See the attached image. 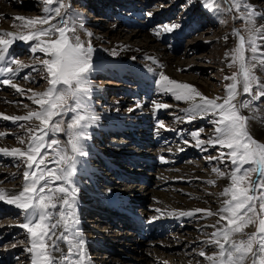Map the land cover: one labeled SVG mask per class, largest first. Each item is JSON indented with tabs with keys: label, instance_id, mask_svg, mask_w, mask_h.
<instances>
[{
	"label": "rangeland",
	"instance_id": "obj_1",
	"mask_svg": "<svg viewBox=\"0 0 264 264\" xmlns=\"http://www.w3.org/2000/svg\"><path fill=\"white\" fill-rule=\"evenodd\" d=\"M60 3L63 7L60 8V15L57 16L53 11L58 7V4L55 2L52 5H47L44 3V0H0V19L5 24H8L6 28L0 27V32H11L17 35L23 33L27 35L41 28H47L49 24L62 25L68 29L76 25L77 27L74 33L69 31L66 34L73 40L74 37H79V40L85 46L90 42L94 48L91 58L92 70L89 74L91 94L88 107L91 113L99 114L101 118H104L105 114H108L106 112H114L116 109L121 113L132 110L130 114H127V117H130V119L136 118L135 116L137 114L134 115V113L139 112L137 105L135 108L133 106L137 103L135 100L137 96H134L128 88L134 85H136V89L140 87L137 86L138 84H135L136 80L131 75V72L121 74L122 77L117 76L119 72L123 71H137L144 74L152 84H157L161 72L171 79L189 85L190 83L186 81L187 77H193L199 83L198 85H192L204 96L207 95H205L202 88L206 86L213 92L209 91L213 95L207 97L222 98L226 96V86L231 81L226 80L225 77H230L239 72L238 63L233 62L235 51L239 47L237 31L239 35L245 38V57L247 60L251 55L250 51H248V39L251 35L249 32V21L254 24V18L264 16V0H60ZM45 8L49 9V13L47 14L49 24L37 23L33 27L26 26L24 21L13 19L14 17L42 19L45 16ZM254 9H258L262 15L257 16ZM249 12H251L250 17L248 15ZM122 14H127V16ZM134 18L138 21L134 22ZM108 25H116L117 30H121L122 33H119V35L106 34L105 30ZM164 25H178L179 27L174 31L165 32ZM139 31L154 39V43L160 47L161 55L158 52L159 56H167L174 59L178 57L182 63L181 66H175L170 71V65L165 58L161 57L159 60L150 59L151 57H148L151 56L150 52L147 56L138 54H132L134 58H132V55L128 56L129 61L135 60L131 61L133 62V66L127 62L121 70H118L120 66L115 64L112 57L114 54L108 49L111 48L113 42H129L142 46L143 40L140 37L135 38V42H130L131 39L129 38V36H133L139 33ZM88 33L92 35L89 36ZM56 38L54 35H46L43 37L46 42L55 40ZM255 38L258 50L264 52V34L258 36L256 33ZM4 39L11 38L5 36ZM34 43V41L26 42L16 39L8 48L7 54L9 56L7 55L6 62L0 63V66L3 68L7 66L6 63H9L12 58H16L20 61V65H27V67H21L20 65L13 64V72L18 73V75L11 76V84H0V113H9V115L13 116L16 114H19L18 116H27L29 112L40 110V106L34 103L31 97L36 93L47 91L49 87L48 76L46 70L33 71L32 66L39 65L41 60L50 57L40 52L35 54L30 53V47ZM154 61L158 65H153ZM179 69H186V71H180ZM253 74L259 84L264 85V65H261L259 61L256 62L253 68ZM26 75L29 77L28 79H24ZM124 77H128V79L126 80ZM0 78L4 79L5 75H0ZM108 81L112 82L109 83ZM14 83H19L20 85ZM13 84L16 85L15 88L12 87ZM21 88L23 89L22 95L18 91ZM252 91L254 94L252 97L244 95L241 85L238 88V95L234 103L239 101L249 104L247 109L242 110L244 115L250 116L247 122L248 130L257 142L264 143V132L260 135L256 134L257 136L254 134L255 126L259 125V119L251 115L257 114L258 112L264 113V96H261L259 100L255 99V94L257 93L255 83ZM133 93L136 94L135 91ZM139 96L143 99L149 98V103L144 105L145 102H143L144 104H139V107L142 108L144 106L149 111L154 112L157 115V123L145 128L144 125L139 127L140 123L127 121V125H135V128L123 126L121 130H113L110 133L98 129V133L102 134L103 139L97 138L98 140L96 141V138L93 139L96 147L104 150V153L108 152V148H112L108 155L111 157V161L115 163V170H117L119 175H113L107 185L115 188L119 185L120 187H118L121 189H124L126 186L135 187L136 189L141 188V191H145L147 188L153 186L154 180H158L156 183L157 186L154 187L156 188L155 191L167 192L172 188L175 191L174 193L182 195L181 197H184V199L186 198L185 202L187 204H200L201 207H198L202 210L217 208L213 210L219 211L222 207L223 200L227 198L221 194L218 197V194L230 186V174L234 167L230 162V158L227 156L229 150L227 148H221L219 145L214 147L208 146L207 143L203 146L207 150H202L201 147L196 146L195 138L189 135L197 129H202L203 131L200 133L199 139L207 142L212 138L215 134L216 125L210 122L212 119L211 115L207 118L197 117L195 120L189 122L186 110L190 106L183 104L184 101H176L170 94H164L159 86H157L154 94L151 93L150 97L143 92H140ZM141 98L140 100H143ZM66 101L68 105L73 103L71 97H66ZM155 103H167L170 107L168 109L156 110L154 107ZM186 107L187 109L184 110ZM4 117H8V115L0 118V145L4 144L9 146L14 144L19 147H27V144L30 142L28 129H35L40 124L39 120L33 118L28 121L14 122V120H8ZM72 118V111H67L62 117H54L52 123L59 120V126L62 130L55 134L49 133L45 137L46 141L55 139L58 141L59 147L70 149V145L68 144V126ZM158 121L163 122V127H158ZM185 121L190 124L188 128H183L185 127ZM172 128H177L176 132H172ZM136 132L144 135L148 144L140 148L135 147L131 151L132 148L128 149L127 147L130 143H124L122 140L129 139V141H134L137 136ZM165 133L170 134V142H162L166 137L162 138L160 135H164ZM179 133L182 134L181 137ZM99 137L102 138L101 136ZM156 138L157 141L154 140ZM21 140H23V143L20 142ZM185 141H188V143H185ZM131 144L134 143L131 142ZM137 148L145 156H137L135 153ZM2 149H9V147H3ZM181 149L183 150L181 151ZM181 152L183 153L181 154ZM134 153L137 157L133 161L127 160L128 158L122 159L123 157H121L122 154L131 157ZM158 153L163 157L171 158L168 162L176 160L175 162L177 163L175 166L173 163H170L172 164L171 166L166 165L161 162V156L159 155L160 158H157L152 167L145 157L149 154L157 156L156 154ZM221 153H224V160L222 162L217 159L210 160L211 157H219ZM68 154L71 155L70 150ZM51 157L52 154L50 153L47 159H51ZM89 162H92V160ZM185 164H191L190 166L193 165L192 167L197 169L202 168L203 171L201 173L203 175L200 176L204 178L191 177L188 179L185 176L186 174L179 170V168H176L177 170L174 168L177 166L182 167ZM94 165L98 169H102H97L101 177L103 173H108L107 169L105 170V168H108L105 162L94 163ZM249 167L250 165L248 164L243 165L244 169ZM213 168L220 169L225 173V176L220 177L217 173L213 172ZM159 169L162 172L165 170L166 173H170L171 175L177 173L182 177L170 179L166 184L154 174ZM25 170L26 166L23 163L18 162L17 159L11 156L0 153V188L8 191L10 194L21 191L24 185L23 172ZM124 175L132 178L143 176L149 183H131L129 179H123ZM216 175L217 178H215ZM258 175H264V173H258ZM84 176L82 180L93 187V184L87 182L89 178H85ZM256 178V174L252 173L245 181V184H252L255 187L254 181ZM208 180H213L215 183L208 184L206 182ZM12 187L19 189V191H9L14 189ZM185 187L187 191L183 189ZM79 190L83 194L84 190ZM249 194L256 195L253 192ZM91 195L93 196L94 194ZM150 198L151 196L148 199H144L147 200L146 205L138 206L139 210L145 208L143 212L146 218L156 216V214L159 217L172 216V218H168L165 221L164 226L163 224L158 226L156 232L147 238L148 242L157 240L166 242H164L163 246L160 245L162 241H157L153 245V247L157 248L155 254L159 258V264H209L206 256L217 254L218 249L214 244L204 242L210 241L211 234L216 230L209 225V222L215 223L217 218L215 219L214 216L205 217L202 214H195L192 217H179L170 215V213H178L177 210L174 211L171 209L167 211L166 209H164L165 211L161 209L162 213H157L155 211L156 208L150 205ZM81 200L85 202V206L82 205L83 207L81 206L82 208L80 207L78 212L85 220L82 222L84 235L90 239L86 250L87 256L97 264H106L103 260L109 256H121L117 264H138L134 258L138 253H141L138 245L139 241L141 242L142 240L134 238L138 242L136 243L137 245H132V243H135H130V240L127 239V237H131L132 232L128 225H124L121 218L124 217V214L117 212L119 217L115 219V212H113L112 207L104 205L103 199L98 196L93 198L89 196L84 197L83 195ZM177 203L178 201L174 200L171 206L173 208L175 205L179 206V203ZM180 206H183V204H180ZM8 207L13 209V212L9 211L7 209ZM89 207H91V210H89ZM257 207L259 208V201H257ZM81 209L83 210L82 213H80ZM92 209L95 211H92ZM0 211H2L0 213V264H31L30 254L27 251L30 247V237L26 230L20 227V225L25 223V214L22 210L3 201L0 203ZM212 218L214 219L212 220ZM116 221L122 223L123 226L119 227L116 225ZM204 229L205 231H203ZM257 231L258 223H250L243 228L242 232L234 234L232 240L236 242L247 240L250 234L256 233ZM118 233L120 234L118 238L123 237V239L120 241L117 239V243L119 242L120 244L113 245L107 237L114 238ZM102 234L105 236H102ZM143 239L146 240L145 238ZM147 241L144 247L146 244L150 245ZM60 247L64 251H68L67 245L62 241L60 242ZM161 247L164 249L163 251L160 250ZM73 250L75 249L73 248ZM201 251L206 252L205 257L199 255ZM140 262L139 264L142 263ZM246 264H252L251 257L246 261Z\"/></svg>",
	"mask_w": 264,
	"mask_h": 264
},
{
	"label": "snow or ice",
	"instance_id": "obj_2",
	"mask_svg": "<svg viewBox=\"0 0 264 264\" xmlns=\"http://www.w3.org/2000/svg\"><path fill=\"white\" fill-rule=\"evenodd\" d=\"M57 3L58 7L53 11L60 15V8L63 5L60 0H44L47 5ZM44 18L28 19L25 17H14V20L24 21L26 26L49 24V9H44ZM147 15V14H146ZM249 17L251 12L248 13ZM66 24V23H65ZM248 51L251 55L245 57V38L239 35V47L235 51L234 63H238L239 72L230 77L226 86L227 95L224 97L209 98L199 92L193 85L180 83L169 78L161 72L157 81L159 88L164 94H170L176 101H184L190 104L186 110L189 122L197 117L207 118L211 115V123L216 125L215 134L207 142L199 139L202 129L191 132L195 138L196 146L202 150L205 143L208 146L219 145L227 148V156L234 166L230 174V186L221 193L227 197L222 202L218 212L211 210L194 209L170 213L179 217H192L195 214H202L205 217L218 216L216 224L212 225L216 230L211 234L212 239L204 243L214 244L218 252L215 256H206L205 252H199L202 257L206 256L209 264H246L251 257L252 264H264V143L257 140L250 134L247 122L250 116L243 114L242 110L247 109L249 104L236 101L238 88L242 85V93L252 97L253 85L256 84L257 93L255 99L259 100L264 96V85H260L253 74V68L259 61L264 65V52L258 50L256 42V26L249 21ZM76 25L68 29L62 25H51L41 28L30 34H15L11 32H0V63L6 62V55L9 46L16 40L34 41L30 47V53L37 52L47 55L48 59L34 65L33 71H45L48 76L49 87L46 92L36 93L31 99L40 106L39 111L29 112L27 116L4 117L14 121H28L33 118L40 121L35 128H29L30 142L26 149L13 148L0 149V153L17 159L26 166L23 172L24 185L18 193L10 194L0 188V201L13 205L25 214V223L20 225L30 237V247L27 251L30 254L31 264H85L86 241L82 234L75 231L79 224L78 214V185L76 175L80 161L88 155L83 141L90 138L87 129L95 121L94 115L90 112L88 101L90 100L91 84L89 74L92 70L93 46L89 42L87 46L79 40V37L70 38L66 33L75 32ZM178 25H164L165 32L174 31ZM46 35H54L55 40L45 41ZM91 36V33H88ZM5 36L11 39H4ZM7 66L0 68V84H11L9 76L18 75L13 72L12 65H20V61L12 58ZM27 67V65H20ZM232 66V65H229ZM186 71V69H179ZM26 75L24 79H28ZM59 86V87H58ZM16 87V85H12ZM23 94V89H18ZM31 91V90H29ZM66 97H71L73 103L67 104ZM25 107H27L25 105ZM167 103H155V109H168ZM67 111L73 112V118L68 128V144L70 149L59 147L58 141L52 139L46 141L49 133H59L60 121L52 123L53 118L63 116ZM22 126V125H21ZM158 127H163V122L158 121ZM23 143V140L20 141ZM188 143V141H185ZM43 150V151H42ZM69 150L71 155H69ZM183 149H181L182 151ZM52 154L51 159H47ZM219 161L224 160V153L219 157H211ZM47 161V162H46ZM250 165L244 169L243 165ZM213 172L220 177L225 173L218 168ZM255 173V187L252 184H245L249 176ZM208 184L215 181L208 180ZM253 192L256 195H250ZM259 201V208L257 207ZM157 213L161 209H155ZM158 217H153V220ZM226 221V223H225ZM250 223H258V231L248 236L247 240L236 242L232 236L242 232L243 228ZM60 229V231H57ZM63 241L68 251L60 247ZM227 245V247H226ZM75 249V258L73 257ZM59 254V255H57Z\"/></svg>",
	"mask_w": 264,
	"mask_h": 264
},
{
	"label": "bare ground",
	"instance_id": "obj_3",
	"mask_svg": "<svg viewBox=\"0 0 264 264\" xmlns=\"http://www.w3.org/2000/svg\"><path fill=\"white\" fill-rule=\"evenodd\" d=\"M254 12H255V14H257V16L258 15H262L261 12L258 9H254ZM122 15H126L127 16V14H122ZM259 17L260 18H258V17L254 18V25L256 26V29H257V32L256 33L258 34V36L261 35V34L262 35L264 34V16L263 17L262 16H259ZM133 20H134V22H137L138 21L136 18H134ZM128 22L130 23V21H128ZM7 25L8 24H5L0 19V27L6 28ZM104 30H105V28H104ZM105 33L108 34V35L109 34L119 35V33H122V31L121 30L120 31L117 30L116 25H110V26L108 25V26H106ZM137 37H140V39L143 40V45L142 46H138V45H135V44L129 43V42H126V43L113 42L111 48L108 49V50H110L114 54V56H112V57H113V60L115 61V64H117L118 66H120V67H118V70H121L122 67L124 66V64L127 63V62H128V64H131L133 66V62H131V61H135V60L129 61L128 56H131L132 54H138V55L147 56V55H149L150 52H151V56H148V57H151L150 59L159 60L161 57L165 58L168 61L169 65H170V71H172V69H174L175 66H178V67L181 66L182 63L178 59V57H177V59L176 58L174 59V58H170V57H167V56H159L158 55L159 53L161 55L160 47L158 46V44L154 43V39L151 38V36H149L147 34L140 33V31H139V33H136L133 36H129V38L131 39L130 42H135V38H137ZM147 42H150V43L147 44ZM150 48H153L154 50L153 49H150ZM263 49H264V47H263ZM148 50H152V51H149L148 52ZM9 52H11V51H9ZM7 55H6V57H7ZM132 56H133L132 58H134V55H132ZM155 61H154V64L153 65L156 66V65H158V63L156 64ZM0 68H2V67L0 66ZM125 72H131V75H133L135 77V80H136L135 81V84H138L137 86L140 87L139 89H136L137 88V87H135L136 85H134L133 87H129V88L127 87L128 90L134 96H137V97H135V100L137 101V103L135 105H133V106L135 108V106L137 105L139 112L136 110L138 113H134V115L137 114L135 116L136 118H134V119L133 118L130 119V117H127V114H130L132 110L131 111L123 112L124 113L123 114V113L119 112L118 109H116L114 112H106L108 114H105V117L104 118H101V116L99 114L92 113L94 115V117H95V121L87 129V132H88V135H89L90 138H88V139H86V140L83 141V144H84V146H85V148H86V150L88 152V155L86 157H83L82 160L80 161L79 166H78V170H77V173H79V174L76 175V178L75 179H76V182H77V185H78V189H83L84 191H86V192L83 191V194L80 192V190L78 191V201H79V203H78V211H79V209H80V207L82 205L85 206V202H83L81 200V198H82L83 195H84V197L85 196H89V197H93L94 198L95 196H98L100 198H103V200L105 201V205H107V204H113V205H115V207H118L119 208L118 211L120 210L123 214H125V216L131 217V219L128 218V220H126V221H128V222L130 221L131 223H133L135 230L133 232L134 235L133 236L131 235V237H127V239L130 240V243L131 242H134L135 243V244L132 243V245H137L136 243L138 242V240H142V234H147L149 232V230H152L153 228H155L156 225H157V223L159 221H158V218L155 219V220H153V217L152 218H145V216H144V214L142 212L143 210L142 211H139L136 208V206L132 205V203H136V204L143 203V202L147 201V200H144V199H148L151 196V198H150V200H151L150 205L153 206V207H155L156 209L157 208L162 209V210L166 209V211L171 209V210H174V211L177 210L179 212L181 210H184V211L186 210L187 211V210H190V209L191 210L192 209H201V208H199L201 206H200V204L196 205L194 203L187 204L185 202L186 201L185 200L186 198L184 199V197L183 198L181 197L182 195L174 193L175 191H173L172 188L169 189V191H167V192L166 191H161V192L155 191L156 188H154V187L157 186L156 183L158 182V180H154L155 182H153L154 183L153 186L147 188L145 191H141V188L140 189H136L135 187H127L126 186L125 188L122 187L124 189H121V188H119L120 187L119 185H118L119 187L117 186V188L112 187V186H111L112 187L111 188V187H109L110 185L109 186L107 185V183L109 182V180L111 179V177L113 175H117L118 172H117V170H115V163H113L111 161V157L108 155L109 151H111L112 148H108V152L107 153H104V150L97 148L96 147V144L93 142V139L94 138H96L95 141L98 140L97 138L103 139L102 134L101 133H98L99 132L98 129H101L102 131H107L108 133H110L113 130H119V129L121 130L123 128V126H126L128 128L129 127L132 128V127L135 126V125L134 126L127 125L126 124L127 121L128 122L140 123L139 124V127H141L142 125H144L145 128H148L149 126H152L153 124L157 123V119H156L157 118V115L154 112L149 111L144 106L142 108L139 107V104H141V105L144 104L143 102H145L144 105H146L147 103H149V100H148L149 98L148 99H143V98H141L139 96V93L140 92L146 93L150 97L151 96V93L154 94L156 92V88L158 86V83L157 84H152L151 82L148 81V78L144 74H141V73H139L137 71L136 72H134V71H123V72H119V74H117V76L122 77L121 74H123ZM170 74H172V72H170ZM8 78H11V76H9ZM124 78L126 80L128 79V77L127 78L124 77ZM186 81H187V83H190V85H192V84L193 85L194 84L198 85V83H199V81H197V79H195L193 77H187V80ZM108 82L111 83L112 81H108ZM14 84L20 85L19 83H14ZM19 87H23V86H19ZM202 90L205 92V95H207V96L213 95L212 94L213 92L207 86L204 87V88H202ZM133 91H135L136 94L133 93ZM209 91H211L212 93H209ZM140 98L143 99V100H140ZM183 104H187V106H190V104L188 102H183ZM186 109H187V107L184 108V110H186ZM0 111H1V108H0ZM100 114H102V113H100ZM6 115H8V117L11 118V117L18 116L19 114H16L15 116H13V115H9V113H6V114L0 113V118L3 117V116H6ZM251 115H254V116H256L259 119V125L255 126V132H254L255 136H257L256 134H258V135L262 134L264 132V113L258 112L257 114L255 113V114H251ZM14 122H16V121H14ZM184 124H185V127H183V128H188V126L190 125L189 122H187V121H185ZM176 129L177 128H172V132H176ZM156 131H159V130H156ZM178 131H180V130H178ZM136 134H137V136H136V138H135L134 141H129V139L128 140L127 139H123L122 140V142H124V143H127V144L130 143V144H128L127 147H128V149L132 148L131 151H133V149L135 147H139L140 148L141 146L144 147V145L148 144L147 139L144 137V135L139 134V132H136ZM120 135H121V133H120ZM169 135L170 134H168V133H165L164 135H160L162 138L163 137H166L165 139H167L166 141H165V139L162 140V142H164V143L170 142L169 141ZM181 135L182 134L179 133V136L180 137H181ZM99 136H101L102 138H100ZM123 136H124V134H123ZM154 140L157 141V138L154 139ZM131 142L134 143V144H131ZM3 147H9V149H8L9 151H11V149H13V148H19V149H22V150L23 149H26V147H19V146H16L14 144H11L9 146L8 145H4V144L0 145V149H2ZM137 150H138V148H137ZM135 153H136L137 156H145L144 153H142L140 150L135 151ZM182 153L183 152H181V154ZM139 154H142V155H139ZM153 155L154 154H149V155H147V157H145V158H148L147 162H149L152 167L155 164V162H153V161L156 160L158 157L160 158V156H161V158H160L161 162H163L166 165L171 166L172 164H170V163H173V165L175 166V164L177 163V162H175L176 160L171 161V162H168V161L171 160V158L166 157V156L163 157L160 153L156 154L157 156H153ZM137 156L133 155L131 157L130 156L127 157V155H124V154L121 155V157H123L122 159H127L128 158L127 160H131V161H133L134 159H136ZM91 160H92V162H89ZM179 160H180V158H179ZM101 162H105V165H108V168H105V170L107 169V172L108 173L107 174H104L103 173V176L102 177H101V174L98 171V170H102V169H98L94 165V163L97 164V163H101ZM190 165L191 164H185L184 166L181 165L182 167L177 166V167H174V168L175 169L176 168L177 169L179 168V170H181L183 173L186 174L185 176L188 179L191 178V177H193V178L202 177L200 175H203L201 173L203 171V169L202 168L201 169H197V168L192 167L193 165L192 166H190ZM155 169H156V167H155ZM169 169H172V168H169ZM172 171H174V170H172ZM154 174H156V176H158L159 179L162 180V181H164L166 184H167V181L168 180H170V179H178L180 177V175L177 174V173L171 175L170 173L169 174L166 173L165 170H163V172H162V170H160V169L157 170V171H155ZM208 174H209V172H208ZM84 175H86V176H84ZM83 176L85 178H89L90 181L87 180V182L89 184H93V187L92 186H89L87 183H85L82 180ZM139 178H143V176H139L138 178H132L130 181H131V183H133V182L143 183L142 182L143 180H141ZM202 178H204V177H202ZM215 178H217V175H216ZM99 183H101V184H99ZM12 188H14V187H12ZM183 189L186 190V187L183 188ZM12 190L19 191V189H17V188L11 189L9 191H12ZM139 192L141 193V195H140ZM91 194H94V195L92 196ZM220 194L221 193L218 194V197L220 196ZM145 197H147V198H145ZM225 198H227V197H225ZM173 199L176 200V201H178L179 206L175 205L174 208L171 206L172 205V201H174ZM200 199H203V198H200ZM125 200H126V203H124ZM219 200H220V198H219ZM0 203H2V201H0ZM180 204H183V206H180ZM202 205H203V203H202ZM7 209L9 211L13 212V209H11L10 207H8ZM213 209H217V208H212V209H208L207 208V210H211L214 213L215 212H218V211H214ZM89 210H91V207H89ZM89 210H88V212H89ZM82 211L83 210L81 209V212L80 213H82ZM92 211H95V210L92 209ZM1 212L2 211H0V213ZM128 213L130 215H128ZM78 214H79V212H78ZM213 216L215 217V219L216 218L219 219L218 216H215V215H213ZM78 218H79V224H78L77 228L75 229V231L76 232H79L80 234H82L83 239L86 241V246H85V264H95L91 260V258H89L87 256V251L86 250H87V247L89 245L90 239L87 236L84 235V232H83V229H82V222L85 221V220L81 217L80 214H79ZM84 218H85V216H84ZM213 219L214 218H212V220ZM121 224L122 223L119 222L118 226L121 227ZM215 224H216V222L215 223L209 222V225L210 226L215 225ZM205 225H208V224H205ZM135 226H138L139 227V232L136 231ZM205 229L203 231H205ZM57 230L60 231V229H57ZM102 236H105V235L102 234ZM119 236H120V234L118 233L116 235V237L115 236H114V238L107 237V239L113 245L114 244L117 245V244H120L119 242L117 243V239L119 241L123 239V237L118 238ZM124 238H125V236H124ZM134 238H138V240H136ZM211 239H212V237L210 238V240ZM146 241L147 240H142L141 242L139 241L138 248L141 249V253H138L134 259H136V261L138 262V264H139L140 261L142 262V263L140 262L141 264H159V262H158L159 261V258L155 254L157 252V248L156 247H153V245H154V243H157V241H162V240H157V241H153V242H148L147 241L148 243H150V245H147L146 244L145 247H144V244H145ZM164 242L165 241H162V243H160V245L163 246L164 245ZM166 246H168V245L166 244ZM160 250L163 251L164 249L161 247ZM65 253H67V251H65ZM215 255H213V256H215ZM120 257L121 256H115V257L114 256H112V257L109 256V257H107L103 261L106 264H117L118 261H120V259H121ZM74 258H75V250H73V257H70L69 260H72Z\"/></svg>",
	"mask_w": 264,
	"mask_h": 264
}]
</instances>
